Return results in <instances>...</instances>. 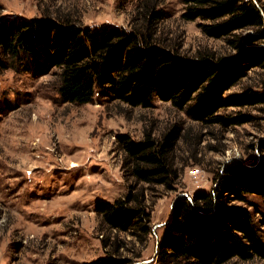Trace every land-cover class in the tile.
Masks as SVG:
<instances>
[{
  "label": "rangeland",
  "instance_id": "rangeland-1",
  "mask_svg": "<svg viewBox=\"0 0 264 264\" xmlns=\"http://www.w3.org/2000/svg\"><path fill=\"white\" fill-rule=\"evenodd\" d=\"M152 5L163 15L154 28L158 45L191 58L234 53L225 38L201 31L203 20L182 17L184 0H0V19H69L82 28L144 31ZM9 61L0 52V264H85L107 254L124 264H159L163 224L177 196L212 191L227 165L244 166L251 173L260 166L261 105L219 108L215 114L251 116L243 123L221 125L201 122L156 97L150 107L130 106L98 92L86 104L64 102L56 91L59 69L43 56L12 66ZM263 86L264 70L252 67L223 95ZM173 124L182 127L172 155L177 183L171 189L143 184L150 233L139 241L129 230L110 229L95 205L122 197L133 183L124 177L117 136L137 140L150 133L159 139ZM229 197L228 206L249 212L264 246V196ZM223 264H264V256L234 257Z\"/></svg>",
  "mask_w": 264,
  "mask_h": 264
},
{
  "label": "trees",
  "instance_id": "trees-1",
  "mask_svg": "<svg viewBox=\"0 0 264 264\" xmlns=\"http://www.w3.org/2000/svg\"><path fill=\"white\" fill-rule=\"evenodd\" d=\"M256 1L184 0L182 17L201 19L204 34L225 38L234 53L224 56L206 53L191 58L158 45L154 28L163 15L153 5L147 10L144 31L108 25L82 28L69 19L2 17L0 52L10 60L8 66L43 56L47 64L59 69L56 91L64 102L86 104L98 92L130 106L150 107L156 97L201 122L236 125L251 116L215 112L227 106L252 105H261L264 112V86L223 95L252 67L264 70V0ZM245 30L250 32L238 33ZM181 136L179 124L170 126L159 139L150 133L137 140L124 133L117 136L124 177L133 183L122 197L95 205L102 223L117 231L129 230L139 241L146 239L151 215L143 184L150 188L155 184L166 189L175 186L179 170L172 155ZM259 162L254 173L244 166L227 165L212 191H197L190 198L177 196L172 219L164 226L158 244L157 262L223 264L234 257L264 256L249 212L226 204L229 195L244 199V194L257 192L264 196V154ZM124 262L107 254L85 264Z\"/></svg>",
  "mask_w": 264,
  "mask_h": 264
},
{
  "label": "water",
  "instance_id": "water-1",
  "mask_svg": "<svg viewBox=\"0 0 264 264\" xmlns=\"http://www.w3.org/2000/svg\"><path fill=\"white\" fill-rule=\"evenodd\" d=\"M187 197V196H186ZM190 198V197H189ZM174 202V201H173ZM171 214V213H170ZM172 219V214L169 216L168 220L164 222V226L167 225Z\"/></svg>",
  "mask_w": 264,
  "mask_h": 264
},
{
  "label": "built area",
  "instance_id": "built-area-1",
  "mask_svg": "<svg viewBox=\"0 0 264 264\" xmlns=\"http://www.w3.org/2000/svg\"><path fill=\"white\" fill-rule=\"evenodd\" d=\"M196 171V170H195ZM194 173V172H193Z\"/></svg>",
  "mask_w": 264,
  "mask_h": 264
}]
</instances>
